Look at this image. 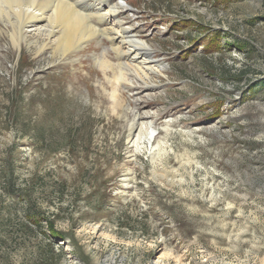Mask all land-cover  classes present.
I'll use <instances>...</instances> for the list:
<instances>
[{
    "label": "rangeland",
    "instance_id": "obj_1",
    "mask_svg": "<svg viewBox=\"0 0 264 264\" xmlns=\"http://www.w3.org/2000/svg\"><path fill=\"white\" fill-rule=\"evenodd\" d=\"M123 4L167 64L146 97L161 159L132 155L89 57L4 45L0 264H264V0Z\"/></svg>",
    "mask_w": 264,
    "mask_h": 264
},
{
    "label": "bare ground",
    "instance_id": "obj_2",
    "mask_svg": "<svg viewBox=\"0 0 264 264\" xmlns=\"http://www.w3.org/2000/svg\"><path fill=\"white\" fill-rule=\"evenodd\" d=\"M123 3L124 0H0V48L5 45V52L20 54L26 46L35 58L49 59L50 70L65 63L73 66L82 57H89L98 67L99 83L111 107L120 113L127 109L131 115L128 135L132 155L149 146L151 158L160 160L165 138L156 139L154 135V116L151 118L146 108L152 103L146 99L158 93L155 81L164 75L167 64L157 46L143 38L135 24L136 12ZM167 116L161 123L166 133L173 121ZM134 181V172L128 169L120 191L135 194ZM173 262L183 264L179 257H174ZM152 264L169 263L158 256Z\"/></svg>",
    "mask_w": 264,
    "mask_h": 264
},
{
    "label": "trees",
    "instance_id": "obj_3",
    "mask_svg": "<svg viewBox=\"0 0 264 264\" xmlns=\"http://www.w3.org/2000/svg\"><path fill=\"white\" fill-rule=\"evenodd\" d=\"M12 175H13V172H12ZM11 175V176H12ZM13 180H14V178H12ZM11 184V186H12V191H13V187H14V185H15V181L14 182H12V183H10Z\"/></svg>",
    "mask_w": 264,
    "mask_h": 264
}]
</instances>
